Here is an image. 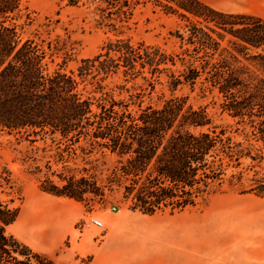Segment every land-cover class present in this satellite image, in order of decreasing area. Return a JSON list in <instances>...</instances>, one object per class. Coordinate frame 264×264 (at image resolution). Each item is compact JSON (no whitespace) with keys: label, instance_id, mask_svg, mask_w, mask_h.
I'll return each instance as SVG.
<instances>
[{"label":"rangeland","instance_id":"rangeland-1","mask_svg":"<svg viewBox=\"0 0 264 264\" xmlns=\"http://www.w3.org/2000/svg\"><path fill=\"white\" fill-rule=\"evenodd\" d=\"M158 1L24 0L18 31L46 52L47 72L76 75L82 61L117 43L175 54L184 22ZM229 3L251 5L264 18V0ZM173 70L170 64L156 74L148 67L121 66L104 77L103 92L118 105L128 104L129 111L133 101L147 106L170 95L186 97L187 106L205 109L211 126L233 124L216 96L201 97L185 86L171 94L165 81ZM89 81L79 88L86 84L89 90ZM82 123L77 132L25 128L21 134H0V203L17 210L8 234L54 264H264V194L224 185L183 210L143 214L133 210L132 197L124 192L129 182L112 174L122 159L89 146L85 138L92 127ZM260 178L264 159L248 171L243 188ZM73 184L81 195L70 194Z\"/></svg>","mask_w":264,"mask_h":264},{"label":"trees","instance_id":"trees-1","mask_svg":"<svg viewBox=\"0 0 264 264\" xmlns=\"http://www.w3.org/2000/svg\"><path fill=\"white\" fill-rule=\"evenodd\" d=\"M23 1L0 0V134H21L25 128L77 132L85 119L92 127L85 142L122 159L112 174L129 182L123 186L133 210L147 215L194 206L224 185L264 194L262 178L242 186L248 171L264 159L262 18L223 12L198 0H161L184 22L177 53L117 43L82 61L75 75L47 72L46 52L21 38L17 20ZM167 64L174 67L165 81L171 94L185 86L201 97L216 96L233 124L211 126L205 109L187 106L186 97L170 95L147 106L133 101L129 111L128 104L118 105L103 92L104 77L118 67H148L156 74ZM87 81L89 90L86 84L79 88ZM71 187V195L83 193ZM16 216V209L0 203V264H54L7 233Z\"/></svg>","mask_w":264,"mask_h":264},{"label":"crops","instance_id":"crops-1","mask_svg":"<svg viewBox=\"0 0 264 264\" xmlns=\"http://www.w3.org/2000/svg\"><path fill=\"white\" fill-rule=\"evenodd\" d=\"M198 1L223 12L225 11L229 13H245V14L258 16L256 15L257 13L254 10L250 9L251 5L249 7L231 5L229 3V0H198ZM262 19L264 20V18Z\"/></svg>","mask_w":264,"mask_h":264},{"label":"built area","instance_id":"built-area-1","mask_svg":"<svg viewBox=\"0 0 264 264\" xmlns=\"http://www.w3.org/2000/svg\"><path fill=\"white\" fill-rule=\"evenodd\" d=\"M92 224H93L95 227H101V223H100V221L92 220Z\"/></svg>","mask_w":264,"mask_h":264}]
</instances>
